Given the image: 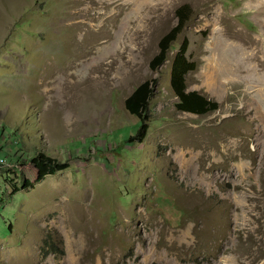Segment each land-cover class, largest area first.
I'll return each mask as SVG.
<instances>
[{"label":"rangeland","instance_id":"1","mask_svg":"<svg viewBox=\"0 0 264 264\" xmlns=\"http://www.w3.org/2000/svg\"><path fill=\"white\" fill-rule=\"evenodd\" d=\"M182 45L214 112L176 107ZM38 152L69 167L37 183ZM0 154V264H264V0H0Z\"/></svg>","mask_w":264,"mask_h":264},{"label":"trees","instance_id":"2","mask_svg":"<svg viewBox=\"0 0 264 264\" xmlns=\"http://www.w3.org/2000/svg\"><path fill=\"white\" fill-rule=\"evenodd\" d=\"M231 2L235 0H230ZM189 7L184 6L177 11L179 19L178 26L160 42V54L153 60L152 67L159 68L168 58L169 45L176 40V35L182 31L190 19ZM186 46L182 45L180 51L176 54L172 64L171 86L174 95L178 99L176 107L179 111L189 112L197 115H206L218 109V104L207 99L196 91L188 92L186 90V75L195 70L196 64L190 62L186 57ZM154 94L153 86L150 81H146L136 87L132 94L126 99L125 106L127 111L138 118L140 127L135 136L129 138L128 143L133 141L141 142L148 132V110L149 103ZM30 163L37 170L36 182H41L48 175L56 174L69 167L68 162L48 156L43 152H38L30 158ZM34 184L24 181L22 188L27 189ZM20 188L14 186L13 193H18Z\"/></svg>","mask_w":264,"mask_h":264},{"label":"bare ground","instance_id":"3","mask_svg":"<svg viewBox=\"0 0 264 264\" xmlns=\"http://www.w3.org/2000/svg\"><path fill=\"white\" fill-rule=\"evenodd\" d=\"M217 14H215V16H216ZM213 18V17H212ZM210 19V18H209ZM215 19V18H214ZM203 20V19H202ZM213 37H215V36H213ZM214 40V39H213ZM223 41H224V38H223ZM218 42H220V41H218ZM226 43V42H225ZM239 43V42H238ZM219 44V43H218ZM223 44V43H222ZM222 44H220V45H222ZM228 45V44H227ZM230 45V44H229ZM224 46V45H223ZM209 48V47H208ZM214 49V48H213ZM221 49H222V47H221ZM225 49V48H224ZM228 49V48H227ZM210 50H212V49H210ZM209 50V51H210ZM220 50V49H219ZM215 51H216V49L214 50V53H215ZM221 51V50H220ZM229 51V50H228ZM222 53H223V51H222ZM236 53V52H235ZM250 54V53H249ZM249 54H247V55H249ZM252 54V53H251ZM214 55V54H213ZM212 55V56H213ZM223 55V54H222ZM228 56V55H227ZM211 57V56H210ZM217 57V56H216ZM219 58H220V52H219ZM222 58H224V57H222ZM221 58V59H222ZM220 59V60H221ZM238 59H239V57H238ZM216 60V59H215ZM250 60H251V58H250ZM222 61H223V59H222ZM235 61V60H234ZM246 61V60H245ZM218 62V61H217ZM232 62V61H231ZM253 63V62H252ZM242 64V63H241ZM245 64H246V62H245ZM254 64V63H253ZM216 65V64H215ZM250 65V64H249ZM250 66H252V65H250ZM213 67V66H212ZM234 67V66H233ZM237 67V66H236ZM215 68V67H214ZM247 68H249V66H247ZM251 68V67H250ZM256 67H254V69H255ZM211 68H209L208 70H207V72L210 70ZM218 72L217 73H215V74H219V75H221V76H223V77H229V75H231L232 73H233V68H232V65L231 64H229V61L228 60H224L223 62H222V65H220L219 64V67H218ZM216 72V71H215ZM209 74L207 75V77L209 78L208 79V81H211L210 82V84H211V86H213L214 87V91H215V93H217L218 91H219V87H220V85H219V87H218V85L216 84V83H219V82H216V83H214L213 82V80H214V78L216 77H214V74L212 73V72H208ZM236 74V73H235ZM249 74V73H248ZM254 74V73H253ZM233 75V74H232ZM238 75V74H237ZM255 75V74H254ZM230 78H231V76H230ZM258 78V77H257ZM232 79V78H231ZM207 81V82H208ZM259 82V81H258ZM221 84V83H220ZM221 86H223V85H221ZM254 88V87H253ZM213 89V88H212ZM221 91V90H220ZM214 93V92H213ZM261 93V92H260ZM219 95V94H218Z\"/></svg>","mask_w":264,"mask_h":264},{"label":"built area","instance_id":"4","mask_svg":"<svg viewBox=\"0 0 264 264\" xmlns=\"http://www.w3.org/2000/svg\"><path fill=\"white\" fill-rule=\"evenodd\" d=\"M15 143V145H17L18 144V141L17 140H15L14 142H13V144ZM8 163H7V160H6V158L5 157H3V156H1V154H0V167H4V166H6Z\"/></svg>","mask_w":264,"mask_h":264}]
</instances>
